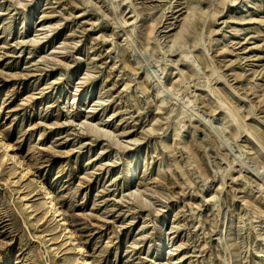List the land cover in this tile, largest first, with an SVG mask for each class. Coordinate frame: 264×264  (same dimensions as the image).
<instances>
[{
	"label": "rangeland",
	"instance_id": "rangeland-1",
	"mask_svg": "<svg viewBox=\"0 0 264 264\" xmlns=\"http://www.w3.org/2000/svg\"><path fill=\"white\" fill-rule=\"evenodd\" d=\"M222 3L0 0V136L93 264H264V0ZM187 20L197 77L185 81L188 62L170 46ZM4 154L0 264H76L57 219L36 209L31 177Z\"/></svg>",
	"mask_w": 264,
	"mask_h": 264
},
{
	"label": "bare ground",
	"instance_id": "bare-ground-1",
	"mask_svg": "<svg viewBox=\"0 0 264 264\" xmlns=\"http://www.w3.org/2000/svg\"><path fill=\"white\" fill-rule=\"evenodd\" d=\"M214 0H212L213 2ZM225 3V0H223V3ZM17 5H20V2L16 3ZM212 4V3H211ZM211 8V6H210ZM218 15L217 12L214 11H210V9H207V16L209 18H211V20H215L216 16ZM204 21V20H202ZM186 24H183L181 27V30L178 34L175 35L174 39L172 40V44L170 46V48H173L174 46H178L181 51L179 52L180 55V60H184L187 61V68H188V72L184 75H180L181 79L180 80H185V75H187L189 78H196V71L193 68L192 64L189 62V55L190 53L186 52L184 50V44H185V39L183 38V36L181 35V33L185 32L187 25L190 24V22L187 20L185 22ZM186 25V26H185ZM152 30H153V23L149 26L148 30H147V34H146V47L149 45V42L151 40V34H152ZM125 35L127 37V39L129 40V42H132L134 40V36L132 35V30H130L129 32H125ZM181 40V42H180ZM198 46V42L197 41H193L192 43V47H197ZM203 49H206V46L202 47ZM209 62H211L212 64V60L209 59ZM209 67V66H208ZM163 69H161L162 71ZM217 75V69H212L210 70V77L216 76ZM186 81V80H185ZM78 92V89L74 90V93L76 94ZM171 95H174L172 93V91L170 92ZM219 95V94H218ZM219 104L220 106H225L224 102L219 99ZM222 114L224 119L228 120L230 119L233 123H235L237 126H241L242 130L249 135L251 138H253L257 144L261 147L260 145V141L259 139L261 138L260 136L256 135L253 136L251 134V132L244 126H242V120L238 117H236V114L233 112V110H230L226 107V109H222ZM238 113V112H236ZM251 113L249 111H247L246 115H250ZM212 116H209V118L207 119L208 124H213V120H212ZM227 121L228 122H230ZM262 122V121H261ZM99 130V129H98ZM101 131V136L105 139H108L111 136V133L109 131H106L105 129H100ZM223 133V132H222ZM238 132L237 130L234 131L233 136L237 137ZM255 135V134H254ZM262 148V147H261ZM164 149H167V147L164 146ZM264 150V148H262ZM0 150H2L5 154V159L10 162L11 164H15L16 166L19 167L20 169V173H21V177H27V175H29L31 177V183L33 186L36 187V189L40 192L41 194V203L37 206L36 209L42 208L44 210L43 215L49 214V216H51L52 218H56V223H57V227H59L61 229V236L63 238H65L66 242L68 243V250L74 255V259L76 264H93L92 260L90 259L89 255L86 253V251L84 250V248L77 242L76 239V234L74 233V231L70 228L69 223L67 221V218L64 215V212L61 210V208L58 206V203L56 202V199L54 198V196L52 195V193L44 186L42 185L40 182H38L36 179L33 178V176L31 175V171L27 166H23L21 165L20 162H17L15 160V157L12 154V147L11 145L6 142L4 140L3 137L0 136ZM128 157L126 158V161H128ZM246 168V167H245ZM259 168L255 167L254 171H258ZM123 178L125 179L126 182V190L128 191V194L130 196H133L134 194L138 193V190L135 188V180H134V169L132 167V165L130 163H127L126 167L124 168V172H123ZM262 188H264V185H262ZM248 196V195H247ZM252 196V195H251ZM249 197V196H248ZM250 198V197H249ZM253 198V197H252ZM254 201V200H253ZM256 204V201H255ZM260 204V203H259ZM30 208V207H29ZM233 222V219L231 220L230 224ZM157 229H161V221H159L157 223ZM159 256H161L163 253L166 252V245H165V240L161 242L159 249Z\"/></svg>",
	"mask_w": 264,
	"mask_h": 264
}]
</instances>
